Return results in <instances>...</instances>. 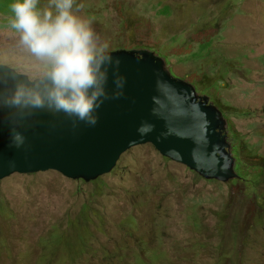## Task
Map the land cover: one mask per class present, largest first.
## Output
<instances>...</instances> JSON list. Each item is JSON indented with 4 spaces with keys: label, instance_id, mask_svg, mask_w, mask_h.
Here are the masks:
<instances>
[{
    "label": "rangeland",
    "instance_id": "1",
    "mask_svg": "<svg viewBox=\"0 0 264 264\" xmlns=\"http://www.w3.org/2000/svg\"><path fill=\"white\" fill-rule=\"evenodd\" d=\"M11 2L0 0V65L34 81L50 66L7 26ZM74 11L110 51H153L207 96L246 181L205 180L150 144L88 183L12 174L0 179V264H264V0H75Z\"/></svg>",
    "mask_w": 264,
    "mask_h": 264
},
{
    "label": "water",
    "instance_id": "2",
    "mask_svg": "<svg viewBox=\"0 0 264 264\" xmlns=\"http://www.w3.org/2000/svg\"><path fill=\"white\" fill-rule=\"evenodd\" d=\"M111 53L120 60L119 74L126 81L123 95L104 101L94 126L79 121L74 126L73 118L62 113L38 111L15 120L12 114L17 109L0 110V177L22 168L90 182L113 164L110 155L117 157L133 143L145 141L204 179L241 180L227 140L226 119L207 96L173 77L167 63L153 51ZM10 70L0 65V101L11 97L17 84L42 91L48 83L47 75L29 81ZM113 73L114 66L109 68L106 86L110 94L115 90ZM13 129L23 136L19 146L13 141Z\"/></svg>",
    "mask_w": 264,
    "mask_h": 264
},
{
    "label": "clouds",
    "instance_id": "3",
    "mask_svg": "<svg viewBox=\"0 0 264 264\" xmlns=\"http://www.w3.org/2000/svg\"><path fill=\"white\" fill-rule=\"evenodd\" d=\"M75 0H12L7 26L18 35L19 44L38 60L50 66L48 83L38 88L17 84L4 107L15 108V120H24L38 111L62 113L73 125L94 126L97 110L106 99L123 95L125 78L119 74L120 60L113 59L107 41L101 40L92 21L76 14ZM114 66L115 90L107 91L109 68ZM17 146L21 133L12 131Z\"/></svg>",
    "mask_w": 264,
    "mask_h": 264
},
{
    "label": "bare ground",
    "instance_id": "4",
    "mask_svg": "<svg viewBox=\"0 0 264 264\" xmlns=\"http://www.w3.org/2000/svg\"><path fill=\"white\" fill-rule=\"evenodd\" d=\"M4 66V65H3ZM7 67V66H6ZM9 68V67H8ZM9 69H11V68H9ZM13 69H11L10 71H12ZM14 71V70H13ZM15 72V71H14ZM16 74V76H20L21 74H19V73H17V72H15ZM47 75V74H46ZM45 75V76H46ZM43 78V77H42ZM41 79V78H40ZM17 81H19V79H17ZM229 143V145H230V149H232V152H233V148L231 147V144H230V142H228ZM141 144H150L151 146H153L150 142H145V141H139V142H136V143H133V146H130V147H128V148H126V149H124L123 151H121L118 155H117V157H111V155H110V151L109 150H107L106 152L110 155V158H111V160H112V162H113V164L109 167V169L108 170H106V171H104V172H102V173H100V174H98V175H96V177L92 180V181H94V180H96L97 178H99V177H101L102 175H104V174H107V173H109L110 171H111V169L115 166V164H116V162H117V160H118V158H119V156L123 153V152H125L126 150H128L129 148H131V147H134V146H137V145H141ZM154 148V147H153ZM156 150V149H155ZM161 156H163L158 150H156ZM232 155H233V153H232ZM163 157H165V158H167V159H169V160H171V161H173V162H175V163H178V162H176V161H174V160H172L171 158H169V157H166V156H163ZM179 164H181V163H179ZM181 165H183V166H185L184 164H181ZM185 167H187V166H185ZM188 168V167H187ZM22 170V168H19V170L18 171H14V172H11V174L10 175H12V174H33L32 172H29V170H26V171H21ZM34 173H38V172H34ZM60 174V173H59ZM197 174V173H196ZM10 175H8V176H10ZM62 175V174H61ZM198 175V174H197ZM65 178H67V179H72V180H82L83 182H85V183H88V182H86L83 178H71V177H67V176H65V175H63ZM84 176H86V174L84 175ZM201 178H202V176L201 175H199ZM6 177H7V175H6ZM3 178H5V177H0V179H3ZM204 179V178H203ZM205 180H207V179H205ZM92 181H90V182H92Z\"/></svg>",
    "mask_w": 264,
    "mask_h": 264
},
{
    "label": "trees",
    "instance_id": "5",
    "mask_svg": "<svg viewBox=\"0 0 264 264\" xmlns=\"http://www.w3.org/2000/svg\"><path fill=\"white\" fill-rule=\"evenodd\" d=\"M237 146H238V144H237ZM232 148H233V150L235 149V147H232ZM240 181H243V179H241ZM244 181H246V180L244 179ZM244 181H243V182H244Z\"/></svg>",
    "mask_w": 264,
    "mask_h": 264
}]
</instances>
